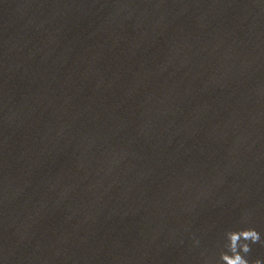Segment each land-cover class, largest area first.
Listing matches in <instances>:
<instances>
[{"label":"water","instance_id":"obj_1","mask_svg":"<svg viewBox=\"0 0 264 264\" xmlns=\"http://www.w3.org/2000/svg\"><path fill=\"white\" fill-rule=\"evenodd\" d=\"M264 264V0H0V264Z\"/></svg>","mask_w":264,"mask_h":264},{"label":"clouds","instance_id":"obj_2","mask_svg":"<svg viewBox=\"0 0 264 264\" xmlns=\"http://www.w3.org/2000/svg\"><path fill=\"white\" fill-rule=\"evenodd\" d=\"M226 243L219 254L220 264H249L246 259L251 251L250 244L261 242L260 233L254 228L247 227L238 230H228L224 234ZM251 264H261L259 259L251 261Z\"/></svg>","mask_w":264,"mask_h":264}]
</instances>
